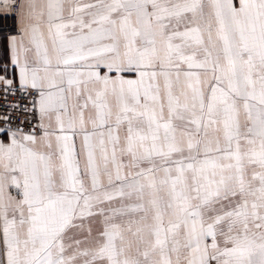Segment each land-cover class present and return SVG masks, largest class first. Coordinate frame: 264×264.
Masks as SVG:
<instances>
[{
	"label": "snow or ice",
	"instance_id": "obj_1",
	"mask_svg": "<svg viewBox=\"0 0 264 264\" xmlns=\"http://www.w3.org/2000/svg\"><path fill=\"white\" fill-rule=\"evenodd\" d=\"M2 2L0 264H264V0Z\"/></svg>",
	"mask_w": 264,
	"mask_h": 264
},
{
	"label": "built area",
	"instance_id": "obj_2",
	"mask_svg": "<svg viewBox=\"0 0 264 264\" xmlns=\"http://www.w3.org/2000/svg\"><path fill=\"white\" fill-rule=\"evenodd\" d=\"M18 32L17 14L0 15V38L16 35ZM34 95V92L25 91L14 82L10 86L5 82L0 83V126H5L2 118L7 116L13 126L20 125L25 132L34 127L38 114L26 111V108H31Z\"/></svg>",
	"mask_w": 264,
	"mask_h": 264
},
{
	"label": "crops",
	"instance_id": "obj_3",
	"mask_svg": "<svg viewBox=\"0 0 264 264\" xmlns=\"http://www.w3.org/2000/svg\"><path fill=\"white\" fill-rule=\"evenodd\" d=\"M12 13L17 14L18 9L14 6L6 7L2 0H0V15H9ZM18 34L13 36H17ZM13 36L0 38V83L10 80L15 84L20 85L19 67L12 63L11 37Z\"/></svg>",
	"mask_w": 264,
	"mask_h": 264
}]
</instances>
